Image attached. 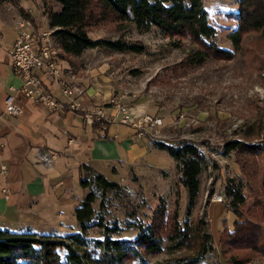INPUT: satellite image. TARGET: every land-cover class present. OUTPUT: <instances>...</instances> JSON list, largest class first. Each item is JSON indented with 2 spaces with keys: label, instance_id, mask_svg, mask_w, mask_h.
Instances as JSON below:
<instances>
[{
  "label": "rangeland",
  "instance_id": "obj_1",
  "mask_svg": "<svg viewBox=\"0 0 264 264\" xmlns=\"http://www.w3.org/2000/svg\"><path fill=\"white\" fill-rule=\"evenodd\" d=\"M239 1L204 0L210 22L217 28L218 44L228 49H234L228 33L237 25L233 16L238 11ZM45 4L46 8L56 11L62 8L57 0H19L18 5L11 2L0 6V83L4 81L6 67L12 64L7 51L17 37L16 19L20 15L19 19L25 18L20 8L29 11L30 20L37 28L49 30L53 35L54 29L49 27ZM89 34L94 39H124L145 47L143 52L137 53L99 46L86 49L81 55L72 58L74 62L69 56H64L65 59L59 57L58 60L63 69L64 81L75 76L72 84L77 85L83 91V97H89L91 101L89 104L82 102V108L78 110L82 115L88 110L102 109L107 120L111 121L116 116L109 126L108 137L103 138L106 140L103 144L109 147L108 156L117 160L108 158L98 163L95 161L102 174L121 185L117 192L105 196L100 194L94 203L95 209L103 213L108 225L122 227L120 234L113 237L127 241L134 239L139 232V223H151L154 213L165 204L167 213L178 211L181 222L186 219L207 221L214 249L207 252L204 262L234 264L232 259L236 257L245 258L244 264L264 263V256L257 252L234 249L221 243L223 231L233 229L237 218L230 210L229 200L224 193L227 179L231 177L244 181V212L264 224V155L247 158L243 171L234 153L224 152L225 143L229 140L264 142V33L254 31L246 34L242 49L231 60L209 58L204 64L192 67L187 66L184 59L194 47L193 44L184 39L177 42L178 45L176 39L163 35L156 27L140 30L131 22L118 25L108 21L91 27ZM53 38L56 39L54 35ZM50 81L54 83L52 79ZM47 88L50 90L48 85ZM58 89L62 92L60 86ZM117 101L134 113H150L161 117L163 125L158 130H146L121 122L120 117H117ZM111 107H115V115H112ZM82 115L71 112L67 116H59L56 128L65 130L66 135L69 131L71 136H76L75 142L85 139L86 145H93V129L85 126L87 124L83 122ZM34 127L31 125L30 128ZM102 129L105 130V127ZM136 129L142 136L138 135ZM13 131L14 141L25 142L26 137H22L20 131L16 128ZM56 134L59 138L54 137L51 141H56L57 146L59 143L61 147L67 146L68 135L64 137L60 133ZM153 138L171 142L194 141L205 154L207 167L200 176V191L190 215L187 213L188 192L181 183L176 162L167 150L154 147ZM128 139L132 144H129ZM111 142L115 143L116 150ZM62 151V154L56 152L53 166L48 167L43 163L38 166L40 172L46 174L45 185L48 190L45 197L35 200L31 208L32 214L38 217L26 219L31 222L35 220L32 223L35 226L28 223L18 225L2 213L0 228L6 227L4 223L9 222L8 227L12 230L29 226L39 233L61 235L80 231L75 208L91 188L81 185L77 164L87 156L81 153L80 148L77 151L79 155L70 156L71 152ZM88 151L84 150V153ZM36 158V162H41L38 156ZM60 172L66 174L65 180L51 181ZM60 185L70 188L67 201L62 198L65 197V189L61 192L63 187L58 188ZM219 196H223V201H216ZM101 202L104 206H101ZM58 214H62L60 223ZM47 215L49 219L40 220ZM87 235L103 238V228L94 226ZM170 245L169 240L164 238L162 252L146 254L145 261L135 259L117 264H165L195 253L190 248L170 249Z\"/></svg>",
  "mask_w": 264,
  "mask_h": 264
},
{
  "label": "trees",
  "instance_id": "obj_2",
  "mask_svg": "<svg viewBox=\"0 0 264 264\" xmlns=\"http://www.w3.org/2000/svg\"><path fill=\"white\" fill-rule=\"evenodd\" d=\"M19 0H0V6ZM62 5L60 11L46 8L49 27L61 48L59 57L70 60L81 55L86 49L105 47L116 51L141 53L145 47L124 39H94L89 34L91 27L104 22L124 25L134 23L140 30L156 27L163 35L179 41L187 39L193 48L184 62L187 66H199L209 58L231 60L242 49L246 34L254 31L264 33V0H240L238 11L233 16L236 27L228 33L234 49L222 47L217 41V28L210 22L204 0H57ZM25 18L31 19L29 11L20 8ZM179 42V43H177ZM72 62L74 60L72 59ZM112 122L102 118L92 125L96 132L105 127L101 137H108ZM154 147L167 150L176 162L181 174V183L187 189L189 203L187 213L191 214L201 187L200 176L207 167V159L198 144L190 140L171 142L153 138ZM225 153L233 152L243 171L247 158L264 155V142L251 143L233 139L225 143ZM80 183L83 188H91L75 208L80 231L67 235L52 232L39 233L29 226L12 230L0 228V264H117L128 260L145 261L146 254L163 251V239L170 242V249L190 248L193 256L168 261L165 264H209L205 255L212 247V235L203 219L180 221L178 211L167 213L165 204L154 213L149 224L139 223V232L129 241L119 235L122 227L108 225L105 216L97 211L94 203L97 195L92 187L95 183L104 196L121 189L117 181L108 179L91 165H81ZM244 181L235 177L227 179L224 193L229 207L237 216L233 229L223 231V245L234 249H249L264 256V224L244 212L246 197L243 193ZM101 206L104 203L101 202ZM103 228V238L87 235L90 228ZM222 235V236H223ZM90 249V251H88ZM96 254V255H94ZM245 259V258H243ZM233 257L234 264L246 261ZM264 264V263H259Z\"/></svg>",
  "mask_w": 264,
  "mask_h": 264
},
{
  "label": "crops",
  "instance_id": "obj_3",
  "mask_svg": "<svg viewBox=\"0 0 264 264\" xmlns=\"http://www.w3.org/2000/svg\"><path fill=\"white\" fill-rule=\"evenodd\" d=\"M20 16L16 19V24L19 22ZM10 48L11 47L8 48V51ZM11 66L9 65V67H6L3 75L4 81L0 83V214L3 213L5 215H8L10 220H12L14 223H18V225H21L22 223H28L33 226L34 224L32 223H34L35 220H32L31 222L30 220L26 219H31L34 216L38 217V215L32 214L33 212L31 208L35 200H39L41 197H45L48 190L45 185L47 182V178L45 176L46 174L44 175L38 169V166L42 163L36 162L37 153L40 149L44 148L51 150L55 153L56 156V152L59 153L63 149L65 151L71 152L70 156H72L73 154L79 155L77 151H79L80 148L81 153L86 154L87 157H85V160H81V162L79 161L77 164V170L80 174L79 176H81L80 171L82 164L91 165L97 172L101 173L98 167L95 165L96 162L98 163L99 161L107 160L108 158L116 161L117 158L115 160V158L108 156L110 150L107 151L109 147H106L103 144V142H106V140L101 137V135L104 134V129L101 128L96 132L93 130V145H90L89 143L86 145V143L84 142L85 139L80 142H77L78 140H76L75 142V139H77L76 136H71L69 131H67V146L61 147V143H59V146H57L55 145V143L57 144L56 141L55 143L51 141V139H54V137L59 138L58 134L56 133H60L62 134V136L66 135L65 130L56 128L55 123L59 120V116H67V114L71 112L82 115L78 110H65V112L52 111L43 103L29 99L19 92L16 95L15 101L18 105L19 103H23L21 104L23 107V112L19 115L8 114L6 112L5 99L10 92V88L11 86L16 87L19 85L21 86L22 84L21 77L14 72L13 66ZM43 79L45 84L49 86L54 96L63 101H70L68 97L64 96L63 93L59 91V86L55 82L51 83V78H49L48 76H43ZM88 98L89 97L85 96L83 103L89 104L91 101ZM114 108L111 107L112 111ZM62 113H64V115H62ZM111 113L112 115L116 114L115 111ZM56 114H58V117L55 116ZM132 114L134 116H138L140 113L132 112ZM82 120L85 124H87L84 120V117ZM31 125H34L35 127L30 128ZM85 126H88L92 129V125L87 124ZM14 128H16L17 131H20L19 134H21L22 137H26L25 142H23V140L19 141V143L18 141H14ZM136 131L138 133L137 129ZM86 133L89 134L87 130ZM88 134L86 136H88ZM138 135L142 136L139 133ZM128 141L129 144H132L131 140L128 139ZM21 142L26 144L24 145ZM50 145L52 147H50ZM111 145H113L116 150L115 143L111 142ZM54 146L56 149H58L56 150L55 148H53ZM84 150L88 152L84 153ZM62 152L60 153L62 154ZM89 152L90 155L88 154ZM67 155H69V153ZM2 165H5L7 167V171L5 174L1 173ZM65 175L66 174L64 172H60V174L58 173L53 176L51 178V181L53 180L62 182L66 178ZM61 187H63V185H60V187L58 188ZM5 189H8V192H6ZM68 189H70L69 186L67 187V189L65 187L61 189V192L64 190L63 194L65 197H62L64 201L68 200ZM26 208L28 209L26 210ZM22 210H25V212H22ZM61 215L62 214H58L59 218L55 217L57 218L59 223L63 220L62 217H60ZM21 216L23 217V220L21 219ZM46 218L49 219V215L42 217L40 220H47ZM36 219L38 220V218ZM8 224L9 222H5L4 226L8 227ZM60 225H62L63 227V224Z\"/></svg>",
  "mask_w": 264,
  "mask_h": 264
},
{
  "label": "built area",
  "instance_id": "obj_4",
  "mask_svg": "<svg viewBox=\"0 0 264 264\" xmlns=\"http://www.w3.org/2000/svg\"><path fill=\"white\" fill-rule=\"evenodd\" d=\"M16 27L18 34L8 53L14 72L21 77L22 84L19 87L11 86L5 99L6 112L10 115H19L23 112L22 107L15 101L19 92L29 99L43 103L52 111L80 110L84 101L83 91L77 85L72 84L75 76L68 81L62 78L63 69L58 64L61 48L55 41L56 39L54 40L51 31H43L37 28L30 19L25 18L20 19ZM43 76H48L58 84L63 95L70 101H63L54 96L47 88ZM115 106L118 108L117 117H120L121 122L130 124L134 128L153 130L163 125V119L159 116L150 113L134 116L126 105L117 101ZM83 117L89 125H93L102 118L108 119L102 109L88 110ZM114 120L116 116H113L111 122ZM37 156L41 163L48 167L53 166L56 159L55 153L44 148L38 151ZM6 171L7 167L2 165L1 173L5 174ZM92 187L99 196L101 190L95 183ZM5 191L8 192V189ZM216 201H223V196H219Z\"/></svg>",
  "mask_w": 264,
  "mask_h": 264
},
{
  "label": "bare ground",
  "instance_id": "obj_5",
  "mask_svg": "<svg viewBox=\"0 0 264 264\" xmlns=\"http://www.w3.org/2000/svg\"><path fill=\"white\" fill-rule=\"evenodd\" d=\"M66 111H71V110H66Z\"/></svg>",
  "mask_w": 264,
  "mask_h": 264
}]
</instances>
